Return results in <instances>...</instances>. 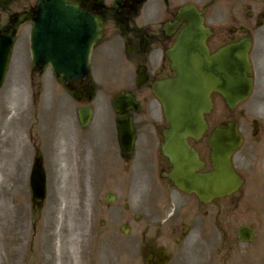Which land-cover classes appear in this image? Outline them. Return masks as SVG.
<instances>
[{"label":"flooded vegetation","instance_id":"1","mask_svg":"<svg viewBox=\"0 0 264 264\" xmlns=\"http://www.w3.org/2000/svg\"><path fill=\"white\" fill-rule=\"evenodd\" d=\"M9 1L7 6L0 3V36L12 37L15 43L20 31L30 23L37 0ZM67 1L88 11L98 22L99 39L91 52L89 76L78 81L70 80L67 85H63L48 69H30V91L44 105H48L49 110H56L66 120L70 109L68 98L72 100L74 96H80L78 102H84L85 107L89 102L85 99L86 92L90 88L96 89L94 75L108 67L114 70L108 59L120 57L126 61L134 78L124 81V86L128 88L125 93L139 103L136 112L128 113L134 128V150L130 156H122L116 133L112 137L91 136L86 141L83 139V158L85 142L89 153H94L97 158L94 162L93 155L91 161L83 165V177L86 172V180L92 183L96 176L109 191L105 195L113 196L115 201L120 191L138 197L140 214L129 210L126 204L121 213L124 219L133 220L139 225L129 245L134 264H170L173 253L178 252V247L185 241L190 239L192 243L199 242L200 233L194 215L198 209L206 208L194 196L179 192L168 179L172 166L160 152L166 126L156 102L146 105L151 96L149 92L152 84L174 76L166 52L172 48L184 24L175 29L173 23L180 8L192 5L200 12L205 26L211 31L206 41L211 53L222 46L236 43H242L247 50L253 82L252 94L241 104L233 108L226 107L225 113V123H234L241 138V145L232 156L231 163L243 181L240 189L245 191L258 183L261 173L264 176V0ZM218 1L224 3V7L218 10L225 17V22L213 24L210 17L217 12L213 7ZM32 102L36 103L37 100ZM207 137L206 134L197 142H189L206 168L209 166ZM99 148L100 153L96 152ZM25 181L30 194L26 177ZM61 184V179H49L46 173L45 199L42 204L32 202L34 209L43 205L47 213L51 188ZM242 199L243 194L239 192L226 201L238 208L233 203ZM54 205L52 201L51 206ZM205 215L208 213L205 212ZM89 240L95 243L99 237L91 235Z\"/></svg>","mask_w":264,"mask_h":264},{"label":"rangeland","instance_id":"2","mask_svg":"<svg viewBox=\"0 0 264 264\" xmlns=\"http://www.w3.org/2000/svg\"><path fill=\"white\" fill-rule=\"evenodd\" d=\"M210 19L213 24L225 22L219 14ZM28 31L26 29L20 35L14 47L16 50L11 59L7 80L0 90V264H134L129 245L139 225L133 220L124 219L121 213L124 203L129 210L140 212L137 208L138 197L130 192L124 194L120 191V198L115 204H104L103 193L108 189L97 183L96 176L92 183L86 180V172L83 177L82 166L91 161L93 155L96 162L95 154L89 153L85 142L82 164L83 153L81 155L79 148L75 149V139L65 133L62 125L57 126L58 135L52 140L55 126L51 123L49 113L54 111L49 112L48 105L41 104L38 118L37 115H31V120H28L26 116L28 123L25 128L23 124L27 121L24 123V119L17 115L29 100ZM122 63L124 65L125 62ZM123 67L119 76L106 73L105 86H100L92 103L96 113L95 122L88 129L75 127V110L78 104L71 103V134L76 132L85 137L96 134L112 137L114 128L109 101L120 88L107 87V83L121 79ZM208 119L213 126L220 125L225 120L224 102L217 96L214 97V107ZM27 131L32 134L35 144L38 140L46 147L45 168L49 179L62 180L60 186L51 188L47 201L48 212L43 210L44 214L37 213L35 217L31 214L34 207L30 203L25 181L32 156ZM37 133H40L39 138ZM99 150L100 148L96 152L100 153ZM98 153L96 154L99 156ZM262 189L260 210L251 202L248 204L246 196L237 212L225 200L210 205L207 217H202L203 211H197L196 224L200 240L198 243H192L190 239L185 241L178 247L179 251L173 253L171 264H264V188ZM52 201L55 202L54 206H51ZM242 210L247 213V219L239 218ZM253 212L255 217L252 216ZM101 221L104 222L103 225H100ZM122 224L129 226L128 235L121 233ZM243 224L253 227L257 233L250 245H242L236 240L235 232ZM91 235L98 236L100 243H91ZM136 262L138 263V259Z\"/></svg>","mask_w":264,"mask_h":264},{"label":"water","instance_id":"3","mask_svg":"<svg viewBox=\"0 0 264 264\" xmlns=\"http://www.w3.org/2000/svg\"><path fill=\"white\" fill-rule=\"evenodd\" d=\"M88 19V20H86ZM179 20L188 26L181 33L174 50L168 54L176 77L153 86L152 92L163 108L170 129L165 134L162 153L174 166L173 181L186 194L194 193L202 202H209L234 192L239 180L230 167V156L239 146L235 130L216 128L208 141L212 171L197 173L203 165L187 146L186 138H200L206 129L203 115L211 109L210 95L219 94L226 104L235 105L248 97L251 82L246 55L236 47H224L209 55L204 42L208 35L202 19L192 8L179 12ZM89 22V23H88ZM96 33L89 17L64 0H44L38 5L37 17L30 35V52L37 66L49 65L63 80L85 75L89 52ZM10 55V45L0 42V86ZM126 101V102H125ZM120 99L115 110L123 114ZM84 125V112L79 113ZM88 114L86 115V118ZM121 148H131L132 130L128 119L118 121ZM33 181L41 182L40 169L35 168ZM39 186L34 185L35 194ZM242 233L240 234V236Z\"/></svg>","mask_w":264,"mask_h":264},{"label":"bare ground","instance_id":"4","mask_svg":"<svg viewBox=\"0 0 264 264\" xmlns=\"http://www.w3.org/2000/svg\"><path fill=\"white\" fill-rule=\"evenodd\" d=\"M255 208L258 209V210L262 209V203H261V201H258V203L256 204ZM72 244L74 246L76 245L74 241H72ZM75 264H77V263H75Z\"/></svg>","mask_w":264,"mask_h":264}]
</instances>
